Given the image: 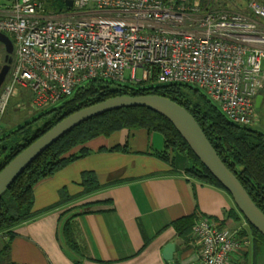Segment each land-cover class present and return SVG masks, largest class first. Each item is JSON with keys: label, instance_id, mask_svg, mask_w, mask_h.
<instances>
[{"label": "built area", "instance_id": "1", "mask_svg": "<svg viewBox=\"0 0 264 264\" xmlns=\"http://www.w3.org/2000/svg\"><path fill=\"white\" fill-rule=\"evenodd\" d=\"M201 1L73 0L67 13L54 14L41 0H0V32L15 46L0 121L17 87L42 110L93 79L134 83L156 72V83L195 86L227 120L249 126L264 85V5L208 9ZM242 228L198 217L191 232L198 257L187 264H228L251 244Z\"/></svg>", "mask_w": 264, "mask_h": 264}, {"label": "crops", "instance_id": "2", "mask_svg": "<svg viewBox=\"0 0 264 264\" xmlns=\"http://www.w3.org/2000/svg\"><path fill=\"white\" fill-rule=\"evenodd\" d=\"M263 90L264 85L256 95L260 97L257 106L254 99L256 107L264 108ZM124 145L127 152L109 151ZM86 146L88 156L35 186L33 210L53 208L13 229L9 251L12 262L187 264L197 259L200 246L192 235L184 239L172 226L183 217H211L221 227L232 231L243 227L250 234L244 219H227V212L235 208L227 193L187 176L182 159L172 168L149 155L163 148V139L155 133L119 131ZM86 172L93 173L103 188L80 196L82 174ZM66 220L70 221L80 254L73 253L65 243L62 228ZM249 236V248L232 254L228 264H258L260 252ZM7 239L0 234V249ZM168 243L177 245L178 250L171 260H164L162 249Z\"/></svg>", "mask_w": 264, "mask_h": 264}, {"label": "trees", "instance_id": "3", "mask_svg": "<svg viewBox=\"0 0 264 264\" xmlns=\"http://www.w3.org/2000/svg\"><path fill=\"white\" fill-rule=\"evenodd\" d=\"M55 1L59 2V7L54 11L47 9L43 2L45 11L54 14L67 13L64 0ZM245 1L202 0L201 4L203 8L208 7V9H228L231 7L230 4L243 6ZM259 1L264 5V0ZM155 80L156 72H153L149 78L134 83L93 79L57 107L41 113L9 133L4 132L0 124V171L33 141L63 118L80 109L117 96L158 95L174 101L193 116L221 161L236 176L251 200L264 214V133L250 126L237 125L227 120L219 108L199 89L178 84H159ZM28 96L30 99L29 93ZM139 130L149 134L159 133L162 136L163 148L149 155L170 164L172 168H175L178 160L182 159L186 162L184 172L187 176L202 185L215 187L227 193L165 118L145 108H126L108 112L78 125L53 143L1 196L0 234H5L8 239L0 249V264H16L11 261L9 254L10 241L14 235L13 229L53 208L39 212L33 210V190L39 182L74 161L88 156L90 150L86 144L90 141L107 138L119 131L131 133ZM109 151L127 152V145L115 146ZM81 185L83 190L80 196L103 188L91 172L82 174ZM226 217L234 222L244 219L236 207L228 211ZM195 221L193 217H183L173 221L172 226L178 235L185 239L191 235ZM247 226L249 235L255 242V249L259 251L264 237L249 223ZM62 233L69 250L80 254L70 221L64 222Z\"/></svg>", "mask_w": 264, "mask_h": 264}, {"label": "water", "instance_id": "4", "mask_svg": "<svg viewBox=\"0 0 264 264\" xmlns=\"http://www.w3.org/2000/svg\"><path fill=\"white\" fill-rule=\"evenodd\" d=\"M72 1L64 0L68 11ZM0 42L5 45L6 52L4 64L0 69L1 88L13 60V44L7 35L1 32ZM259 98L256 97V106ZM126 108H145L169 121L195 157L230 195L244 220L264 237V214L251 200L236 176L221 161L193 116L174 101L158 95L117 96L66 116L23 149L0 171V198L38 156L73 128L105 113ZM177 250V245L166 244L162 249L163 259L171 260L172 254Z\"/></svg>", "mask_w": 264, "mask_h": 264}, {"label": "rangeland", "instance_id": "5", "mask_svg": "<svg viewBox=\"0 0 264 264\" xmlns=\"http://www.w3.org/2000/svg\"><path fill=\"white\" fill-rule=\"evenodd\" d=\"M43 2L45 4V7L50 11H54L59 7L58 1L54 2V0H43ZM7 37L11 40L13 47H15L10 35L7 34ZM5 55V45L0 42V69L4 64ZM127 75L128 72H126V76ZM141 76V70L138 69L136 71V79L140 80ZM190 87L193 89L196 88L195 86ZM262 93L264 95V90L262 91ZM58 105L59 103L55 104L54 107H57ZM49 108L50 107H47L42 110L34 109L30 102L28 91L24 88L17 87L16 89H14L8 101L6 111L3 117L1 118L3 131L9 133L18 126L28 121H31L32 119L39 116L41 113H44L45 111L49 110ZM249 126L261 132L264 131V108L254 106V114ZM155 136L159 137L162 141V136L159 133H155ZM231 226H235V224H231ZM245 227L248 228L247 224ZM258 250L260 252V255L257 259L258 264H264V242L261 246H259Z\"/></svg>", "mask_w": 264, "mask_h": 264}, {"label": "flooded vegetation", "instance_id": "6", "mask_svg": "<svg viewBox=\"0 0 264 264\" xmlns=\"http://www.w3.org/2000/svg\"><path fill=\"white\" fill-rule=\"evenodd\" d=\"M12 57H14V48H13V53H12Z\"/></svg>", "mask_w": 264, "mask_h": 264}]
</instances>
